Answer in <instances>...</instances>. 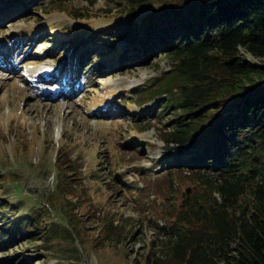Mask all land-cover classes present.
<instances>
[{
  "label": "rangeland",
  "instance_id": "rangeland-1",
  "mask_svg": "<svg viewBox=\"0 0 264 264\" xmlns=\"http://www.w3.org/2000/svg\"><path fill=\"white\" fill-rule=\"evenodd\" d=\"M106 2L64 0L73 17L44 16L32 0H22L24 8L15 13L0 12V199L17 207V217L40 212L43 220L36 240L0 241V264H146L148 255L162 258L164 238L155 222L165 221L153 216L195 186L178 174L173 187L168 184L163 158L177 151L166 152L160 139L162 97L136 103L138 91L170 69L169 58L120 65L117 53L100 54L101 42L81 44L85 31L104 33L120 20L115 9L104 13ZM45 68L55 79L49 86L36 76ZM61 147L72 164L58 169Z\"/></svg>",
  "mask_w": 264,
  "mask_h": 264
},
{
  "label": "trees",
  "instance_id": "trees-1",
  "mask_svg": "<svg viewBox=\"0 0 264 264\" xmlns=\"http://www.w3.org/2000/svg\"><path fill=\"white\" fill-rule=\"evenodd\" d=\"M116 1L107 0L104 13L115 9L120 20L104 33L85 31L81 44L101 42L120 65L169 58L170 69L151 78L136 103L162 97L160 139L166 152L177 151L163 158L168 184L173 187L178 174L195 185L155 212L153 219L165 221L155 222L164 238L162 258L148 255L146 264H264V65L240 52L264 59V0H158L153 10L155 0ZM32 2L44 16L75 13L64 0ZM21 8L22 0H0L3 14ZM62 150L58 169L72 164ZM41 215L17 217V207L0 199V241L36 240L43 233Z\"/></svg>",
  "mask_w": 264,
  "mask_h": 264
},
{
  "label": "bare ground",
  "instance_id": "bare-ground-1",
  "mask_svg": "<svg viewBox=\"0 0 264 264\" xmlns=\"http://www.w3.org/2000/svg\"><path fill=\"white\" fill-rule=\"evenodd\" d=\"M48 74H49V70L47 68H45V69H39L38 74L36 76H39V75L46 76ZM51 80H54V78H51Z\"/></svg>",
  "mask_w": 264,
  "mask_h": 264
},
{
  "label": "water",
  "instance_id": "water-1",
  "mask_svg": "<svg viewBox=\"0 0 264 264\" xmlns=\"http://www.w3.org/2000/svg\"><path fill=\"white\" fill-rule=\"evenodd\" d=\"M188 192V191H187Z\"/></svg>",
  "mask_w": 264,
  "mask_h": 264
}]
</instances>
